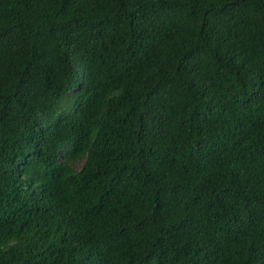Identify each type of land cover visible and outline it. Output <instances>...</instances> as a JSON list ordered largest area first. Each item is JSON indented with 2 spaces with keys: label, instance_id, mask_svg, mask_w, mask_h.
<instances>
[{
  "label": "trees",
  "instance_id": "16d2710c",
  "mask_svg": "<svg viewBox=\"0 0 264 264\" xmlns=\"http://www.w3.org/2000/svg\"><path fill=\"white\" fill-rule=\"evenodd\" d=\"M0 264H264V0H0Z\"/></svg>",
  "mask_w": 264,
  "mask_h": 264
}]
</instances>
